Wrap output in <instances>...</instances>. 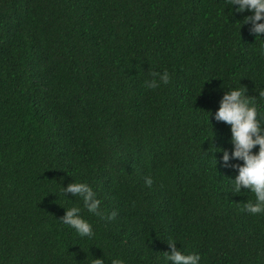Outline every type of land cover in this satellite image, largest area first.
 Segmentation results:
<instances>
[{"label":"trees","instance_id":"1","mask_svg":"<svg viewBox=\"0 0 264 264\" xmlns=\"http://www.w3.org/2000/svg\"><path fill=\"white\" fill-rule=\"evenodd\" d=\"M229 4L0 0V264H164L170 238L200 264H264V213L231 192L230 126L206 112L228 87H264V34ZM72 179L104 219L61 193ZM71 206L92 237L57 220Z\"/></svg>","mask_w":264,"mask_h":264},{"label":"clouds","instance_id":"2","mask_svg":"<svg viewBox=\"0 0 264 264\" xmlns=\"http://www.w3.org/2000/svg\"><path fill=\"white\" fill-rule=\"evenodd\" d=\"M231 12L244 13L239 22V30L242 25H249V32L260 38L264 34V0H230ZM240 32V31H239ZM260 50L264 55V39L260 38ZM151 79L144 81L145 87L152 89L158 84L169 82L167 70L162 72L151 71ZM207 81V80H206ZM241 85V84H240ZM247 89L240 87H228L219 100L216 111H206L212 115L216 121H222L229 125L231 152L227 149H219L222 152L220 157L225 167H231L236 171L234 178H228L231 183L232 193H241L242 187L253 194L252 199H247L243 204V210L256 215L264 213V114L258 111L256 98L264 100V87L260 88L257 96L246 95ZM258 146L254 152L253 148ZM242 161V163H232L231 161ZM217 163L215 159V164ZM151 177H145V184L151 185ZM61 193H71L74 197H79L83 208L95 216L105 218V210L101 208V200L92 187L83 181H74L66 186H61ZM66 196V195H65ZM64 214L57 220L74 229L81 237H92L94 235L92 225L80 213L81 208L71 206L64 208ZM116 213H107L106 218L112 219ZM168 250L163 251L164 264H200V254L195 252H183L176 247L173 239L166 241ZM90 264H105V257L93 258ZM109 264H126L125 260L115 256L109 257Z\"/></svg>","mask_w":264,"mask_h":264}]
</instances>
